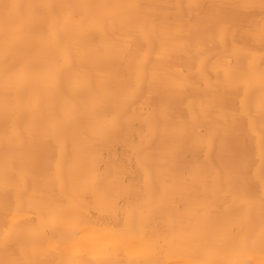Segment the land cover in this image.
I'll return each instance as SVG.
<instances>
[{"label": "bare ground", "instance_id": "6f19581e", "mask_svg": "<svg viewBox=\"0 0 264 264\" xmlns=\"http://www.w3.org/2000/svg\"><path fill=\"white\" fill-rule=\"evenodd\" d=\"M0 2L3 264H264V0ZM29 3L57 7L34 16ZM149 19L192 35L126 106L137 59L156 62L155 46L141 48L155 35ZM149 138L170 172L146 203L139 149ZM229 170L247 205L205 192V176ZM141 206L147 239L166 237L151 249L139 229L122 232Z\"/></svg>", "mask_w": 264, "mask_h": 264}, {"label": "snow or ice", "instance_id": "6c2138e0", "mask_svg": "<svg viewBox=\"0 0 264 264\" xmlns=\"http://www.w3.org/2000/svg\"><path fill=\"white\" fill-rule=\"evenodd\" d=\"M27 7L32 15L40 16L42 10H51L57 6L44 3H29ZM80 7L84 6H77V8ZM41 23H43V20ZM48 23L50 28L54 26L55 17H51ZM146 25L152 29L155 35L146 37L145 41L141 45V48L144 46H149L153 49L155 46L157 51L156 62L152 65L151 70H149L147 63L142 56L137 59L136 76L127 85V93L125 98L126 106L137 104V101H139L145 85L147 84L148 86H152L156 83L158 74L162 69L163 62L166 60L171 62L173 55L177 54V52L186 51L189 46L190 37L192 35L190 30L187 32L183 31L182 28L178 25H175L171 19H166L159 31L156 29V23L154 19L147 20ZM219 30L222 35H227L228 29L226 25H220ZM169 41H176V46L169 47ZM262 41H264V36H262ZM168 79L174 83H178V72L169 73ZM11 90V87L6 89V91L9 92ZM262 106H264V98H262ZM139 107L141 109L148 107L147 100L144 104H140ZM117 115H119V113H117ZM146 121L149 125V128H152L153 126H160L159 115L154 110H149ZM12 123L14 125V121ZM162 127L163 135H166L167 122L164 123ZM154 142L155 138H149L147 141L142 139L139 149L145 154L140 159L139 163L144 172V187L142 191L146 193V203H150L155 199L160 186L167 183L169 178L168 173L170 172V169L165 164V158L159 155L160 147L158 145L154 146ZM83 147V144H77L73 149V153L70 154V157L78 156L83 150ZM66 164L68 166L69 175L71 176L73 169L71 158L66 161ZM262 180H264V177H262ZM204 183L206 185V193L217 194L223 191L225 193V197H227L225 202L227 203L230 200V209L233 207H241L249 203L242 193L234 186L233 175L230 170L225 172L210 173L204 177ZM26 189L27 186L25 185L23 190ZM176 206L178 208L182 207V205L179 204ZM262 206H264V201H262ZM150 215L151 212L143 206H141L139 209H132L130 207L127 212V218L125 219L122 232L129 235L134 234L137 229L144 232ZM226 227L228 231L233 233L237 232L238 230L236 225H226ZM261 228V236L264 238V221H262ZM161 240H166V237L154 241L148 240L147 233L144 232V242L147 243L150 249L153 248L155 244L160 243ZM3 246L5 248L9 246V234L7 232L4 234ZM0 264H3V262L0 261Z\"/></svg>", "mask_w": 264, "mask_h": 264}]
</instances>
